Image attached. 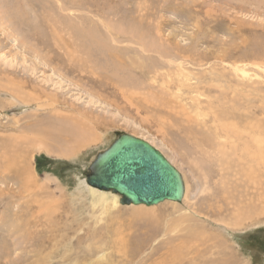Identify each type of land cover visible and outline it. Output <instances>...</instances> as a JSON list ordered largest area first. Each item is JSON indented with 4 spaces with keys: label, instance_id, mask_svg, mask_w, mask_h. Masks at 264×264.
Here are the masks:
<instances>
[{
    "label": "rangeland",
    "instance_id": "obj_1",
    "mask_svg": "<svg viewBox=\"0 0 264 264\" xmlns=\"http://www.w3.org/2000/svg\"><path fill=\"white\" fill-rule=\"evenodd\" d=\"M115 132L180 202L91 191ZM0 264H264V0H0Z\"/></svg>",
    "mask_w": 264,
    "mask_h": 264
},
{
    "label": "water",
    "instance_id": "obj_2",
    "mask_svg": "<svg viewBox=\"0 0 264 264\" xmlns=\"http://www.w3.org/2000/svg\"><path fill=\"white\" fill-rule=\"evenodd\" d=\"M115 140L92 161L87 186L112 192L121 205L154 206L180 202L184 185L179 172L148 142L115 132Z\"/></svg>",
    "mask_w": 264,
    "mask_h": 264
},
{
    "label": "bare ground",
    "instance_id": "obj_3",
    "mask_svg": "<svg viewBox=\"0 0 264 264\" xmlns=\"http://www.w3.org/2000/svg\"><path fill=\"white\" fill-rule=\"evenodd\" d=\"M239 71L242 72V69L239 70ZM234 72H238V69H237V68H234ZM238 73H240V72H238ZM243 73H244V72H243ZM161 98H162V97H161ZM58 110H59V109H58ZM167 110H168V109H167ZM59 112H60V111H59ZM223 114H225V113L223 112ZM231 114H232V113H231ZM231 114H230V115H231ZM221 115H222V114H221ZM216 116H217V114H216ZM216 116H215V117H216ZM50 117H51L56 123H58V125L61 126L62 129L68 130L69 128H71L70 131H72V133L74 132L73 134H75V133H77L78 135L81 134L80 131L74 130V129H72V127H71V123H72V122H77L76 119L73 120L74 118H70L69 116H62V114H60V113H58V112H56V113H52V115H51ZM64 117H66V118H64ZM72 117H74V116H72ZM167 117H168V116H167ZM224 117H227V116H224ZM232 117H233V116H232ZM236 117H237V116H236ZM227 118L229 119L230 117H227ZM237 118H238V117H237ZM239 118H240V119H239ZM239 118H238V119L241 120V116H239ZM247 118H249V117H245V120H246ZM231 119H233V118H231ZM231 119L228 120V121H231ZM234 119H235V117H234ZM65 120H69L71 123H68V122L65 123ZM164 120H165V119H164ZM219 120H220V119H219ZM224 121H225V120H223V122H224ZM234 121H235V120H234ZM55 122H54V123H55ZM61 123H62L63 125H64V123H65V125L63 126ZM77 123H78V122H77ZM77 123H76V124H77ZM84 123H85V122H84ZM84 123H83V124H84ZM79 124H81V123H78V125H79ZM220 124H221V122H220ZM248 124H249V123H248ZM54 125H55V124H54ZM218 125H219V124H218ZM223 125H224V124H223ZM73 126H74V125H73ZM228 126H229V125H228ZM235 126H236V122H235ZM235 126H234V127H235ZM245 126H246V125H245ZM221 127H224V126H221ZM221 127H219V128H221ZM226 127H227V126H226ZM234 127H233V128H234ZM76 128L79 129L80 127H79V126H78V127L76 126L75 129H76ZM217 128H218V127H217ZM229 128H230V126H229ZM229 128H228V129H225V130H227L225 133H228ZM233 128H232V129H233ZM246 128H247V127H246ZM249 128H250V129H249ZM249 128H247L246 130H247L248 132H250V135L253 136V135H254V132H255L256 129H253L254 127H249ZM234 129H235V128H234ZM244 129H245V128H244ZM248 129H249V130H248ZM238 130H239V129H238ZM242 130H243V129H242ZM70 131H69V132H70ZM83 131H84V130H83ZM232 131H233V130H232ZM244 131H245V130H244ZM244 131H243V133H244ZM230 132H231V131H230ZM233 132H234V131H233ZM233 132H232V133H233ZM220 133H221V132H220ZM243 133H242V134H243ZM77 134H75V135H77ZM122 134H124V133H122ZM248 134H249V133H248ZM248 134H247V135H248ZM223 135H224V134H223ZM228 135H229V134H228ZM213 136H214V135H213ZM232 136H233V134H232ZM235 136H236V134H235ZM216 137H217V136H216ZM225 137H226V135H225ZM227 137H228V136H227ZM227 137H226V138H227ZM237 138H238V137H237ZM237 138H236V140H234L235 142H236V141L239 142L238 140L242 139V138H239V139H237ZM234 139H235V138H234ZM252 139H255V138L252 137ZM252 139H251V140H252ZM219 140H220V139H219ZM229 140H230V138H229ZM220 141H221V140H220ZM227 141H228V140H227ZM240 141H241V140H240ZM256 141H257V140H255L254 143H256ZM215 142H216V141H215ZM237 142H236V143H237ZM252 142H253V140H252ZM252 142H251V144H252ZM216 143H217V142H216ZM223 143H224V142H223ZM232 143H233V142H232ZM240 143H241V142H240ZM111 144H112V143H111ZM111 144H110V145H111ZM214 144H215V143H214ZM228 144H229V143H228ZM245 144H246V143H245ZM245 144H244V145H245ZM251 144H250V145H251ZM110 145H109V146H110ZM215 145H216V144H215ZM219 145H220V144H219ZM221 145H222V144H221ZM236 145H237V144H236ZM250 145L248 144V146H250ZM227 146H228V145H227ZM237 146H238V145H237ZM245 146H246V145H245ZM219 147H220V146H219ZM219 147H218V148H219ZM231 147H232V146H231ZM234 147H236V146H234ZM221 148H223V147H221ZM221 148H219L218 151H220ZM228 148H229V146L227 147V150H228ZM241 148H242V147H241ZM259 148H260V147H259ZM223 149H224V148H223ZM235 149H236V148H235ZM237 149H238V148H237ZM237 149H236V150H237ZM221 150H222V149H221ZM258 150H259V149H258ZM242 151H243V150H242ZM242 151H241V152H242ZM247 151H248V150H247ZM260 151H261V150H260ZM227 152H228V151H227ZM234 152L236 153V151H234ZM230 153L232 154L233 151L230 152ZM244 153H245V152H244ZM248 153H249V152H248ZM248 153H247V154H248ZM226 154H228V155H226ZM231 154H229V152H228V153H225L224 155H226V157H228V156L231 155ZM221 155H223V154H221ZM232 155H234V154H232ZM245 155H246V154H245ZM240 156H241V155H240ZM229 157H230V156H229ZM222 158H224V157H222ZM222 158H221V159H222ZM243 158H244V157H243ZM243 158H241V160H242ZM221 159H220V160H221ZM222 160H223V159H222ZM222 160H221V161H222ZM257 160H258V159H257ZM223 161H225V159H224ZM225 162H226V161H225ZM240 164H241V163H240ZM241 168H242V167H241ZM91 191L94 192V193H96V194H98V196L100 197V198H99L100 200L104 198L103 196H105V195H104L105 193H104L103 191L100 192V191L95 190V189H92V188H91ZM111 198H112V201H113V204H114V205H115L116 202L120 201L119 198H117L115 195H112ZM165 202L170 203V204H177L176 202H171V201H165ZM162 203H164V202H162ZM160 204H161V203H160ZM155 206H156V205H154V206H152V207H150V206H146V205H132V206H129L128 208H129L130 210H137V211H151L152 208H155ZM158 206H159V205H158ZM142 208H148V209H142ZM130 210H129V211H130ZM130 212H131V211H130ZM136 213L139 214L138 212H136ZM136 213H135V214H136ZM145 213H146V212H145Z\"/></svg>",
    "mask_w": 264,
    "mask_h": 264
},
{
    "label": "trees",
    "instance_id": "obj_4",
    "mask_svg": "<svg viewBox=\"0 0 264 264\" xmlns=\"http://www.w3.org/2000/svg\"><path fill=\"white\" fill-rule=\"evenodd\" d=\"M37 169L39 170V165L37 166Z\"/></svg>",
    "mask_w": 264,
    "mask_h": 264
}]
</instances>
